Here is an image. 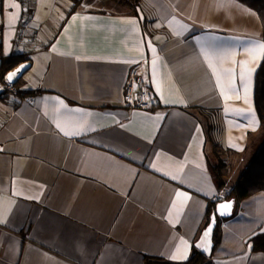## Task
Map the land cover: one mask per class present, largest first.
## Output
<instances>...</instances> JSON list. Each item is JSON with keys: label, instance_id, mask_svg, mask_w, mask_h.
<instances>
[{"label": "crops", "instance_id": "1", "mask_svg": "<svg viewBox=\"0 0 264 264\" xmlns=\"http://www.w3.org/2000/svg\"><path fill=\"white\" fill-rule=\"evenodd\" d=\"M110 1L34 0L25 21L20 1L0 0V60L31 63L0 92V264H180L193 247L212 264H264L251 242L264 192L205 226L264 140L258 15L237 0ZM135 63L148 111L122 102Z\"/></svg>", "mask_w": 264, "mask_h": 264}, {"label": "trees", "instance_id": "2", "mask_svg": "<svg viewBox=\"0 0 264 264\" xmlns=\"http://www.w3.org/2000/svg\"><path fill=\"white\" fill-rule=\"evenodd\" d=\"M20 1L24 11L23 17L26 20L32 15L34 0H18ZM121 4L134 6L137 4L135 0H116ZM243 5L247 6L253 10L259 17L262 27V34L264 37V0H237ZM80 1L75 2L72 10L78 6ZM25 54H15L7 58H2L0 60V83L5 84L4 77L6 74L18 66L20 63L25 62ZM16 85V83L14 84ZM255 109L259 118L261 125L264 127V55L262 62L257 69L255 74V95H254ZM212 130V126L208 127V131ZM208 140L212 143V152L217 158L220 159L218 165H213L211 167L212 177L217 184L218 188L221 189L226 185V180L223 178L222 169L224 166L223 160L220 157L219 145L214 142L208 133ZM258 192H264V140L262 141L260 147L250 160V162L241 170L239 178L232 184L231 188L228 189L227 197L234 199L236 202H240ZM215 216V204L209 203L205 215V226L212 222ZM220 221V219H217ZM220 228L217 225L213 230V248L216 249L220 242ZM252 251L253 252H263L264 253V233L257 234L251 239ZM145 264H172L163 263L160 261H154V259L146 258ZM154 262V263H153ZM180 264H212L209 258L200 252L197 248L192 249L190 258L188 261Z\"/></svg>", "mask_w": 264, "mask_h": 264}, {"label": "built area", "instance_id": "3", "mask_svg": "<svg viewBox=\"0 0 264 264\" xmlns=\"http://www.w3.org/2000/svg\"><path fill=\"white\" fill-rule=\"evenodd\" d=\"M18 54H21V52H19ZM141 70L142 65L140 63H135L129 69L122 96V102L127 109L148 111L152 109L153 98L147 83L140 78ZM4 90L13 91V85L5 81V84L3 86L0 85V92ZM29 99L32 100L33 97H29ZM227 195L228 189H221V191H219L217 195L211 198V202L213 204L219 203L226 199Z\"/></svg>", "mask_w": 264, "mask_h": 264}, {"label": "water", "instance_id": "4", "mask_svg": "<svg viewBox=\"0 0 264 264\" xmlns=\"http://www.w3.org/2000/svg\"><path fill=\"white\" fill-rule=\"evenodd\" d=\"M30 68H31L30 62L25 61V62L20 63L18 66H16L14 69L10 70L6 74L5 76L6 82L11 85H14ZM14 73L15 75L13 76V78L9 80L8 77ZM234 204H235L234 199L217 203L215 206V215L221 219L230 218L232 216ZM221 205H230V207L226 209H221L220 207ZM198 250L202 252L203 254H205V250L203 248H200Z\"/></svg>", "mask_w": 264, "mask_h": 264}, {"label": "rangeland", "instance_id": "5", "mask_svg": "<svg viewBox=\"0 0 264 264\" xmlns=\"http://www.w3.org/2000/svg\"><path fill=\"white\" fill-rule=\"evenodd\" d=\"M83 3L85 5H88L89 9H95L99 6H110L111 5V1L110 0H83ZM0 85H4V84H0Z\"/></svg>", "mask_w": 264, "mask_h": 264}, {"label": "snow or ice", "instance_id": "6", "mask_svg": "<svg viewBox=\"0 0 264 264\" xmlns=\"http://www.w3.org/2000/svg\"><path fill=\"white\" fill-rule=\"evenodd\" d=\"M261 47L264 48V45H262ZM14 75H15V73L12 74V75H10V76L8 77V79L11 80V79L13 78ZM65 134L67 135L68 133H65ZM220 207H221V209H226V208H229L230 205H221ZM209 231H210V229H209ZM207 234H208V233H205V235H207ZM173 259H176V257L174 256Z\"/></svg>", "mask_w": 264, "mask_h": 264}]
</instances>
